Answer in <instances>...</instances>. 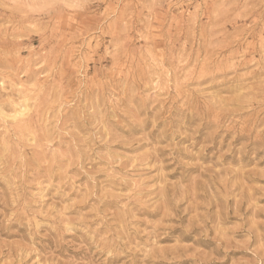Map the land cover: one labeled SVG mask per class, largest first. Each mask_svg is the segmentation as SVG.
Returning a JSON list of instances; mask_svg holds the SVG:
<instances>
[{
    "label": "rangeland",
    "instance_id": "obj_1",
    "mask_svg": "<svg viewBox=\"0 0 264 264\" xmlns=\"http://www.w3.org/2000/svg\"><path fill=\"white\" fill-rule=\"evenodd\" d=\"M0 264H264V0H0Z\"/></svg>",
    "mask_w": 264,
    "mask_h": 264
}]
</instances>
